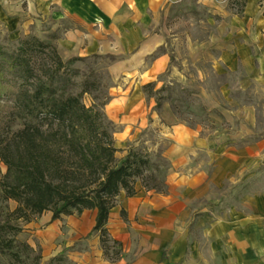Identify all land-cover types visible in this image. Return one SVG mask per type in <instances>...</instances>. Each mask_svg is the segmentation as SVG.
<instances>
[{"label":"rangeland","instance_id":"rangeland-1","mask_svg":"<svg viewBox=\"0 0 264 264\" xmlns=\"http://www.w3.org/2000/svg\"><path fill=\"white\" fill-rule=\"evenodd\" d=\"M233 1L235 0H167L161 10L162 22L159 26L163 27L166 34V46L161 50L169 53L179 72L175 75H171L169 71L161 74L153 82L150 95L154 100L159 98L161 102L169 101L182 119L187 120L193 127L203 128L202 132L204 129L216 127L219 119L223 120L220 125H227L222 108L233 110L234 101L238 103L236 108L238 105L244 108L252 104L257 118V134L260 137L264 135V57L256 58L248 73L242 66L234 72L229 69L217 71L213 66L212 56L206 57L202 51L191 50L192 44L201 43L215 30L225 11L235 13L238 10L239 3ZM258 6L264 14V3L260 1ZM55 15L56 13H51L43 17L38 12L31 13L26 19L23 14L16 22L0 17V41L7 44L20 36L36 35L44 41L56 44V38L65 29L72 27L74 21L68 17L59 20ZM211 54L216 56L217 51L211 50ZM112 60V56L94 54L73 64L78 69L76 81L87 79L91 88L90 92L83 94V102L87 106L99 108L105 116L102 103L109 99V88L112 85L109 64ZM249 79L250 84L245 86ZM226 84L232 87L230 103L223 97ZM207 92L215 93L217 106L213 109H209L201 98V94ZM158 108L159 106H154L153 112H157ZM110 129H115L113 123ZM114 144L118 149L115 153L117 158L123 156L129 146H136L147 152L153 162L152 171L169 181L170 163L166 154L169 139L161 136L159 127L140 129L135 144L128 142L119 146L115 139ZM204 148L195 154L193 164L203 161L208 163L209 155ZM213 161L205 165L208 175H211L216 164ZM5 171L6 165L0 160V178ZM136 187L137 201L133 210L126 208L125 201L129 199L121 195V202H117L111 212L110 237L122 238L121 257L118 262L107 263L102 258L98 233L92 231V210L54 220L51 212L45 211L33 216L30 221L18 220L22 230L17 237L40 253V264L61 251L64 252L66 261L52 264H148L144 263L147 260L157 264H222L225 261L223 253L229 254L227 249L223 250L228 243H223L220 253L217 227L219 220L225 218L237 229L241 243L252 244L255 248L253 252H257V257L252 258L249 264H264V163L255 176L236 182L227 180L222 185L206 183L202 187L203 194L193 198L187 205L191 221L181 224L186 236V246L178 256L173 249L171 235L165 232L157 234L152 228L154 215L151 209L142 208L143 204L153 200L157 192L147 191L139 181ZM16 205V200L3 199L0 192V221L11 218L9 212ZM158 238L162 242L155 245ZM112 251L110 248V253ZM11 262L10 257L0 252V264ZM29 262L35 263L31 258Z\"/></svg>","mask_w":264,"mask_h":264},{"label":"crops","instance_id":"crops-1","mask_svg":"<svg viewBox=\"0 0 264 264\" xmlns=\"http://www.w3.org/2000/svg\"><path fill=\"white\" fill-rule=\"evenodd\" d=\"M260 1L264 3V0H246L240 15L225 11L215 30L201 43L192 44L191 50L202 51L206 57L212 56L213 66L217 71L229 69L234 72L242 66L246 73L250 72L254 60L264 57V14L258 6ZM166 2L167 0H0V17L16 22L23 14L28 19L31 13L39 12L43 17L56 13L59 20L72 18L74 25L65 29L55 41L62 60L94 54L113 57L109 64L112 85L104 111L115 125V142L119 146L128 142L135 144L138 131L149 127H159L161 136L169 139L166 148L170 163L169 181L165 178L167 192H157L152 203L143 204L142 208L151 209L154 215L152 228L157 234L165 232L171 235L173 249L178 256L186 246V236L181 224L191 221L188 203L203 194L202 187L206 183L222 185L227 180L236 182L255 176L264 163V135L259 137L257 134V118L252 104L244 108L238 105L236 108L238 103L234 101L233 110L222 108L226 115L224 121L228 124L220 125L223 120L219 119L216 127L204 129L203 132V128L193 127L182 119L167 100L160 103L157 112H153L156 100L151 96L147 98L143 85L154 82L167 71L171 75L179 72L169 53L161 50L166 46L165 31L163 27H159L162 22L161 10ZM211 50L217 51L216 56L211 54ZM250 81L247 80L245 86ZM230 90L232 87L226 84L223 97L229 100L228 103L232 100ZM201 98L209 109L217 106L215 93H203ZM203 148L208 152V163L203 161L193 164L195 154ZM213 160L216 164L211 175H208L205 165ZM121 195L129 199L125 204L132 211L137 201L136 193L126 196L121 191L116 204ZM115 207L116 205L109 214L108 231L111 230V212ZM92 211L95 223L96 211ZM217 229L220 253L223 243H228L223 250L227 249L229 254L223 253L225 261L222 264H249L252 258L257 257L252 244L241 243L237 229L230 221L225 218L219 220ZM113 239L120 242L122 240L119 236H113ZM156 242L154 244L158 245L162 241L158 238ZM101 256L107 263H114L119 261L121 254L115 261L106 259L103 250ZM144 263L157 264L148 260Z\"/></svg>","mask_w":264,"mask_h":264},{"label":"trees","instance_id":"trees-1","mask_svg":"<svg viewBox=\"0 0 264 264\" xmlns=\"http://www.w3.org/2000/svg\"><path fill=\"white\" fill-rule=\"evenodd\" d=\"M233 2L240 5L235 13L242 14L246 0ZM84 59L64 61L55 43L36 35L0 41V160L6 165L0 192L3 199L17 201L11 218L0 221V252L11 264H30V258L40 264L42 258L17 237L18 220L45 211L54 220L85 209L96 211L92 231L103 255L115 261L122 244L110 237L107 222L119 193L134 195L138 181L146 190L167 192L165 177L152 171L147 152L129 146L116 157L112 122L82 100L91 88L87 79L76 81L73 64ZM153 87V82L143 85L147 96ZM160 103L157 98L156 106ZM59 261H66L63 251L44 264Z\"/></svg>","mask_w":264,"mask_h":264}]
</instances>
